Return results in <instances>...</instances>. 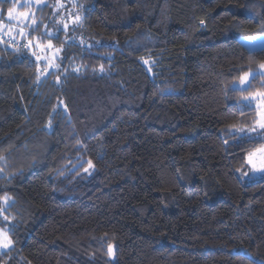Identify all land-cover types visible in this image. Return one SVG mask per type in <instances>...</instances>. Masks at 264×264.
Returning <instances> with one entry per match:
<instances>
[{"label": "trees", "instance_id": "obj_1", "mask_svg": "<svg viewBox=\"0 0 264 264\" xmlns=\"http://www.w3.org/2000/svg\"><path fill=\"white\" fill-rule=\"evenodd\" d=\"M36 20L60 49L44 77L33 33L0 42V262L264 264V174L239 176L264 138L233 134L258 119L241 101L264 75L235 83L264 63L240 39L264 0H46Z\"/></svg>", "mask_w": 264, "mask_h": 264}, {"label": "snow or ice", "instance_id": "obj_2", "mask_svg": "<svg viewBox=\"0 0 264 264\" xmlns=\"http://www.w3.org/2000/svg\"><path fill=\"white\" fill-rule=\"evenodd\" d=\"M60 7H62L63 5H59ZM32 15L31 12L25 11V12H17L16 11V6L15 4H13L11 7H9L7 9V16L9 18V20H16L19 23H23L28 17H30ZM76 21L80 20V17L77 16L75 17ZM203 21H201V26H203ZM31 24L33 26L36 25V21L35 19H32ZM6 26L0 22V42H3V30ZM68 27L67 24H64V29L66 30ZM10 40L14 39L13 37V29L11 27L8 28L7 33H6ZM19 35L22 38H26L28 33L25 32L23 27L19 28ZM241 43L243 44L244 42H248L249 44H253L256 42H259V46L264 47V36H248V37H241ZM33 46L37 47V48H42V49H52L53 45L51 44V41L48 42V44L42 45L39 43L38 39H37V43L35 45H33V40L28 39L27 43L23 46L25 48L31 49ZM13 47L16 48V51H20L19 47H16L15 44H13ZM59 51V50H56ZM33 56H35L36 61H40L41 57L36 55L35 52L32 53ZM55 56V54H54ZM44 60L47 61L48 57H44ZM145 63H147V61H145ZM50 67H59V65L57 64H49ZM260 68L264 69V63L260 64ZM47 68L44 69V72H47ZM101 71H103V67H101L100 69ZM43 74V73H41ZM250 75H253L251 73H245L240 77L239 80V85L242 87H247V82L249 81V77ZM261 75H264V73H261ZM39 79V77H38ZM253 101H258V103L256 104V107L258 109V119L255 122V126L253 128H238L235 130V132L233 134H239L241 136H246L248 135L249 138H252L249 134L251 133H259V132H264V92H259L256 94H253L250 97H245L243 101H241V103L246 104L247 106H252ZM246 163L251 167V169L253 171H261L264 172V145H262L261 147L255 149L252 152L247 153L246 157H245ZM89 165L91 166V161L88 162ZM88 169H85V172H87ZM8 197L5 196L3 198L5 204L8 201ZM4 211V208L0 207V214H2ZM5 220L8 219V217H4ZM12 244V240L9 238L8 234L6 231L0 229V247L3 248H7ZM108 254L112 255L113 254V247L112 245L108 246Z\"/></svg>", "mask_w": 264, "mask_h": 264}, {"label": "rangeland", "instance_id": "obj_3", "mask_svg": "<svg viewBox=\"0 0 264 264\" xmlns=\"http://www.w3.org/2000/svg\"><path fill=\"white\" fill-rule=\"evenodd\" d=\"M45 3H46V0H19L18 1V5H16V11L17 12H25V11H28V12H31L32 15L30 17H28L22 24L19 23L16 20H13V21H10V22H8V21H6V22L5 21H0L7 28V29L4 28L5 30H3V34L4 35L7 33L8 28L11 27L13 29V34H17L16 35V38H19L22 41L23 38L19 35V28L20 27H23L24 30H25V32H27L28 34L33 33L34 38L31 39V40H33V45H35L37 43V39H38V41H39L40 44L45 45V46L48 44L49 41H51V44L53 45L52 49H46V48L45 49H42V48H37L35 46H33L30 49L31 51L35 52L36 55L40 56L41 57V60L40 61L43 62L42 65H41V69H40L41 78L44 77L47 74V72L50 69L53 68V67H50L49 64H57L58 65V59L60 57V49H59V46L54 45V42H53V39H52L53 36L57 35V31L55 29H48V30L45 29V31H46L45 33H43V32L42 33H39V32H34L33 29H32L34 27L31 24L32 19H35L36 24H37V20H36V9H37V7L42 6ZM68 10L71 12V8H68ZM68 23H69L68 22V19H63L62 22L58 26L60 27L59 29H63L65 31L64 37L71 38L72 36H70L71 34L69 33V28H68L69 25H68ZM64 24H67L68 25V27H67L66 30L64 29ZM27 25H29V26H27ZM31 26H33V27H31ZM258 36H264V35H258ZM13 37H15V36H13ZM40 39L41 40H44V41H41ZM27 40L28 39H26V41L23 40V42L24 43H27ZM243 44L245 46H247L248 48H250V49L261 48V46H259V42H256V43H253V44H249L248 42H244ZM56 50H59V51H56ZM54 54H55V56H54ZM44 57H48V60L45 61L44 60ZM45 68L48 69L47 72H44V69ZM73 69L76 70V71H79L80 68L78 66H74ZM257 72L258 73H264V69H261L259 67L258 70H251V71H248L247 72V73L253 74V75H250L249 81L247 82V86L250 84L252 78L256 75ZM41 73H43V74H41ZM239 80L235 83V86L236 87H239V88H246V87H242V86L239 85ZM260 92H264V91H260ZM257 93H259V92H257ZM257 103H258V101H253V104L252 105L256 107V104ZM256 109H257V107H256ZM257 112H258V109H257ZM254 126H255V124L252 125V126L238 127V128L248 129V128H253ZM238 128H236V129H238ZM249 135L250 136H261V137L264 138V132L251 133ZM263 174H264V172H261V171H253L249 165L247 166L246 169H244V170H242V171L239 172V176L242 179H244V180H249L252 176H259L260 177ZM0 229L6 231L7 234H8L7 228L4 227V226H2L1 224H0ZM11 246H12V244L9 247H7V248L0 247V254L3 253V252H5L6 250H8ZM0 264H29V263L27 261H25L24 259L20 258L19 260L15 261V262H5V261H2V262H0Z\"/></svg>", "mask_w": 264, "mask_h": 264}, {"label": "built area", "instance_id": "obj_4", "mask_svg": "<svg viewBox=\"0 0 264 264\" xmlns=\"http://www.w3.org/2000/svg\"><path fill=\"white\" fill-rule=\"evenodd\" d=\"M7 38L9 39V36H7ZM12 41H15V39H13Z\"/></svg>", "mask_w": 264, "mask_h": 264}]
</instances>
